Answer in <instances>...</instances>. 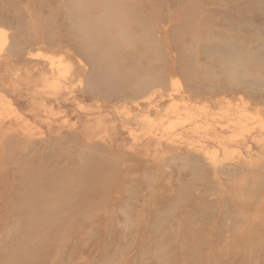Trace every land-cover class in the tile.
Masks as SVG:
<instances>
[{
  "label": "rangeland",
  "instance_id": "1",
  "mask_svg": "<svg viewBox=\"0 0 264 264\" xmlns=\"http://www.w3.org/2000/svg\"><path fill=\"white\" fill-rule=\"evenodd\" d=\"M82 1L0 0V264L41 240L34 264H264V74L231 81L192 37L248 12L264 41V0L145 2L152 66L104 42L109 70L75 35Z\"/></svg>",
  "mask_w": 264,
  "mask_h": 264
},
{
  "label": "bare ground",
  "instance_id": "2",
  "mask_svg": "<svg viewBox=\"0 0 264 264\" xmlns=\"http://www.w3.org/2000/svg\"><path fill=\"white\" fill-rule=\"evenodd\" d=\"M142 2L144 3L143 5L140 4ZM145 2L149 3L150 0H142L138 3L136 0H84L73 4L70 13L74 17L75 35L82 40L84 47L91 53L94 51L99 56L96 61H103L108 70L111 68V59L104 56V42L111 43V45L121 51H132L143 56L147 62V68L150 69L152 66L150 58L158 53V48L152 42V31L149 26H146L145 21L147 16H152L153 7ZM185 3L187 4V2ZM190 4L187 5L185 10L183 8V11L187 13L186 16H183L186 17L185 19L193 21L198 8H196L197 5L195 6L194 4V7H191L192 4ZM257 4V7L252 6L253 10L251 13L260 15L264 19V9L262 8L264 4L261 5L260 2H257ZM196 14L198 15L199 13ZM247 14L248 12L237 13L234 16L229 15L224 18H218L216 22L222 29H225V33H221L216 29L210 31L206 29L203 35L199 32L192 36L195 41L200 42L204 53L216 66L227 71L231 81L233 80L237 84L244 81L243 76L247 72L255 71L258 74H264V41H260L258 35L249 32V30H246L247 28L245 29V21L243 19L248 17ZM258 28L264 29V26ZM203 38L205 41L201 43ZM250 45L253 46L252 50ZM254 49L261 51L257 53ZM241 50H244L245 57L239 53ZM85 177L88 176L85 175ZM47 189L55 190V185L50 184ZM38 194H40L39 190L33 189L32 195L28 196V198L22 192L18 195L23 210L25 205L31 207L30 209H36L41 202H44L43 204L45 205L47 203L52 204L47 209L37 208L39 210L35 212L34 219L37 220L36 222L40 226H43L50 223L49 220L53 219L52 214L54 215L58 205L57 200L46 201L42 197L39 198ZM236 208L239 209V213L243 216L244 208ZM43 247V241L41 240L35 252V257L29 252H24V254L11 260L9 264H25L26 261L34 264L35 258L40 259L43 256L41 255ZM236 250L237 248H233V251Z\"/></svg>",
  "mask_w": 264,
  "mask_h": 264
}]
</instances>
